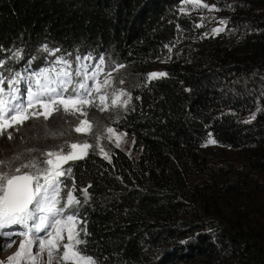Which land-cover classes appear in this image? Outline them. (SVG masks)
<instances>
[{
  "label": "trees",
  "instance_id": "obj_1",
  "mask_svg": "<svg viewBox=\"0 0 264 264\" xmlns=\"http://www.w3.org/2000/svg\"><path fill=\"white\" fill-rule=\"evenodd\" d=\"M184 1L0 0V73L59 70L63 57L74 75L81 64L98 83L114 72L131 93L93 128L124 131L139 155L113 148L109 162L90 139L84 159L62 165V204L74 180L81 203L68 211L86 223L79 247L96 264H264V0H219L218 33ZM161 58L167 75L149 79ZM73 130L60 113L30 118L11 140L0 134V158L43 166L41 153L80 143Z\"/></svg>",
  "mask_w": 264,
  "mask_h": 264
},
{
  "label": "snow or ice",
  "instance_id": "obj_2",
  "mask_svg": "<svg viewBox=\"0 0 264 264\" xmlns=\"http://www.w3.org/2000/svg\"><path fill=\"white\" fill-rule=\"evenodd\" d=\"M185 2L200 4V0H185ZM203 6L208 7L206 4ZM220 23L226 24V21L221 20ZM214 31L219 32L221 29L217 28ZM43 50L49 51L47 45L43 46ZM58 51L59 49H56L51 54L55 56ZM12 56L19 59L22 56V50H16ZM6 59L0 60V67H3ZM76 59L80 60L81 58L76 57ZM84 59L90 60L93 57L87 56ZM104 63L103 57H100L96 66L97 71H102L100 66ZM52 64L63 65V67H60L59 70L53 66L30 71L26 66L24 72L17 71L8 76L0 73V134H4L10 128H16V125H22L30 118H39L43 115L47 120L53 112L61 110L64 113H80V115L86 116L84 108L96 103L97 100L100 110H107V105L104 102L108 97L105 95L93 97L92 95L94 91L99 93V88L95 86L98 81L95 71L88 72L87 64H81L80 68L75 71V75L69 71L72 67L71 62L63 57L55 59ZM109 75L111 74L109 73ZM165 75L167 74L150 73L149 79ZM89 81H93V84L90 85ZM22 82L25 84L23 94L19 87ZM5 83H7V87H5ZM107 83L108 81H105V84ZM70 88L71 92H69ZM123 96H127V99L122 101L121 106L126 108L131 97L123 90H120L116 95L112 101L113 105H116L120 97ZM254 118L253 115L252 119ZM79 124L80 126L75 129L77 132L82 131L84 125H87L89 130L91 129V124L87 120H81ZM107 131L112 133L114 130L108 128ZM7 137L11 140L12 132H7ZM208 143L215 144L216 141L209 139ZM90 147L92 145L87 142L82 145L73 143L71 149L80 148L82 151L80 153L72 151L63 156L60 152H43L41 153L43 160L40 161L43 166H38L35 158L21 160L20 155L7 159L0 158V236L10 241L4 247L11 246L13 236H22L27 242V249L25 242L22 241L20 251L10 257V261L22 260L24 264H29V262L34 264L37 256L46 251L47 264H52L54 253L59 255L58 264H96L95 259L86 255L79 247L86 243L80 235L81 232L84 236L88 235L86 223L77 213L68 211L74 205L81 203L76 196L74 180L63 198V204L61 201L63 181L60 177L71 176V168L64 169L63 163L70 159L83 158L87 155V149ZM117 147H119V143H117ZM100 151L103 152V149L101 148ZM104 156L110 162V157L106 153ZM52 157H56V159L54 160ZM9 165H12L10 169ZM80 191L87 198L89 195L87 188ZM80 224H84V227H79ZM12 226H17V228L12 231H4ZM65 234L67 243L64 242ZM34 245L38 250L36 255H33L31 251ZM61 246L63 247L62 252H60Z\"/></svg>",
  "mask_w": 264,
  "mask_h": 264
},
{
  "label": "rangeland",
  "instance_id": "obj_3",
  "mask_svg": "<svg viewBox=\"0 0 264 264\" xmlns=\"http://www.w3.org/2000/svg\"><path fill=\"white\" fill-rule=\"evenodd\" d=\"M206 4L208 7H204L203 5ZM183 9L187 13H192L196 15V17L200 20V26L207 27L209 30H212L214 33V29H221L223 31L226 27L225 24H221L220 21H224V13L222 12V7L219 5V0H200V4L196 5L192 2L186 3L184 1ZM219 31V32H221ZM168 63V60L165 58H161L160 60H157L153 63L150 69V73H166V65ZM111 75L108 74V76L99 82L96 87L99 88V93L93 92V97H97L98 95H105L108 97V99L104 102L107 105V110H100V108L97 106L99 104V101L97 100L96 103H93L90 106H86L84 108V111L87 113L86 116L80 115V113L71 114V113H64L62 110L53 112V114H62L67 117H69L73 123L74 126V133L76 136L80 139L79 144H83L85 142H89L90 139L94 140L96 143V148L101 156H104L106 153L108 157H111V151L113 148H119L125 153H127L130 157H137L139 155V152L135 149L134 140L133 138L129 137L124 131L118 130L114 127L112 129L114 130L112 133H109L107 131V128L103 129L102 134H100L98 131H95L93 128V124L95 125V118H98L100 113L104 112H115L118 110H123L125 107L121 106L122 101L127 99V96L120 97V100L117 102L116 105H113L112 101L116 98V95L119 93L120 90H123L131 97V93L128 89L127 83L123 82L116 78L114 72H109ZM162 77V76H160ZM156 79V78H152ZM151 79V80H152ZM105 81H108L107 84H105ZM130 101H128L129 104ZM127 104V105H128ZM71 107V106H70ZM44 116L41 115L39 119L43 118ZM81 120H87L91 124V129H88L87 125H84L82 127V131L77 132L75 129L80 126L79 121ZM11 129V128H10ZM8 129V130H10ZM117 143H119V147H117ZM208 147H211L212 149H215L217 146L214 144L208 143ZM103 149V152L100 151V149ZM80 148H77L75 150L69 149V152H60L61 156L67 155L68 153L75 151L78 153V150ZM52 159H56V157H52ZM64 164V163H63ZM67 189H64L65 194L67 193ZM64 194V196H65ZM43 235V233H41ZM25 242L26 249H27V242L25 241V238L22 236H19L16 238L12 243L10 247H4L6 245L5 242L1 240L0 236V264H24L22 260H16V261H10V257H13L18 251H20V243ZM65 243H67L66 234H65ZM32 254H37V248L34 245L31 249ZM63 251V247L61 246L60 252ZM59 255L57 253H54V258L52 260V264H58ZM48 256L47 252L45 251L43 254H40L37 256L36 260L34 261V264H47ZM29 264H33V262H29Z\"/></svg>",
  "mask_w": 264,
  "mask_h": 264
},
{
  "label": "water",
  "instance_id": "obj_4",
  "mask_svg": "<svg viewBox=\"0 0 264 264\" xmlns=\"http://www.w3.org/2000/svg\"><path fill=\"white\" fill-rule=\"evenodd\" d=\"M82 151V149H79L78 150V153H80ZM87 154H88V149H87ZM86 157V155L85 156H83V158H79V159H84ZM17 227L16 226H12V228H8V230H5L4 229V231H12L13 229H16ZM19 236H13L12 238H11V241H14L16 238H18ZM1 240L3 241V242H5L6 244H8V243H10V241H8L7 239H5L3 236H1ZM12 243V242H11Z\"/></svg>",
  "mask_w": 264,
  "mask_h": 264
}]
</instances>
